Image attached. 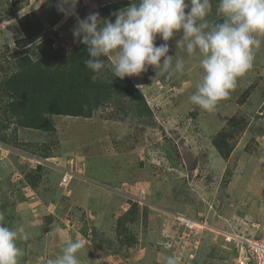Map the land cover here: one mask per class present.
Wrapping results in <instances>:
<instances>
[{"label":"rangeland","instance_id":"374dc122","mask_svg":"<svg viewBox=\"0 0 264 264\" xmlns=\"http://www.w3.org/2000/svg\"><path fill=\"white\" fill-rule=\"evenodd\" d=\"M123 1L80 0L66 18L60 0H0V212L29 234L19 242L20 264H46L77 238L82 264H166L169 255L177 264H235L225 237L264 233V37L253 67L211 113L189 101L203 72L199 58L178 48L179 36L168 55L185 61L183 73L156 77L149 67L127 77L146 111L112 85L89 118L47 115L52 131L22 128L11 112V55L40 59L19 41L24 15L69 61L81 44L72 34L76 17L98 12L114 21L111 14L129 6H118ZM64 172L74 178L61 186ZM180 219L203 228L187 230Z\"/></svg>","mask_w":264,"mask_h":264},{"label":"clouds","instance_id":"9594fccd","mask_svg":"<svg viewBox=\"0 0 264 264\" xmlns=\"http://www.w3.org/2000/svg\"><path fill=\"white\" fill-rule=\"evenodd\" d=\"M79 2L60 0L57 11L66 18L75 15ZM212 10V0H130L128 7L111 14L114 21L101 18L98 12L84 19L77 16L72 34L74 42L86 47L90 57L85 61L87 69L100 74L111 61L113 75L121 80L139 76L149 67L155 69L156 77L167 74L171 79L183 73L185 61L168 55V42L179 36L178 48L189 57L199 58L203 72L189 101L211 113L229 97L238 78L253 67L255 52L262 43L260 37H264V0H218L215 11L219 22L208 19ZM157 37L164 43L157 45ZM54 231L63 229L57 225ZM28 239L22 225L9 227L0 212V264H20L23 250L19 242ZM160 244L165 249L173 247L168 241ZM84 248L81 239H70L46 264H82ZM166 264H177L175 255L167 256Z\"/></svg>","mask_w":264,"mask_h":264},{"label":"trees","instance_id":"16d2710c","mask_svg":"<svg viewBox=\"0 0 264 264\" xmlns=\"http://www.w3.org/2000/svg\"><path fill=\"white\" fill-rule=\"evenodd\" d=\"M129 3L130 0H124L118 6ZM20 28L23 37L19 41L24 46H34L40 56L32 62L27 54L22 57L17 53L11 55L18 71L9 78L8 90L14 97L11 112L20 127L52 131L47 115L89 118L103 106L101 101L112 85L118 88L119 96L139 100L142 109L147 110L141 92L127 77L116 78L111 69L102 77V73L94 74L86 68L85 61L90 57L82 43L69 61L59 60L55 54L58 50L53 49L54 42L49 37L40 40V30L33 24L30 14L22 17Z\"/></svg>","mask_w":264,"mask_h":264},{"label":"built area","instance_id":"2783aa9c","mask_svg":"<svg viewBox=\"0 0 264 264\" xmlns=\"http://www.w3.org/2000/svg\"><path fill=\"white\" fill-rule=\"evenodd\" d=\"M74 176V175H73ZM72 173L64 172L61 177V185H65L73 178ZM187 226V230L203 228L190 219H180ZM191 224H194L193 226ZM225 242L232 245L235 264H264V233L260 235H228Z\"/></svg>","mask_w":264,"mask_h":264},{"label":"bare ground","instance_id":"6f19581e","mask_svg":"<svg viewBox=\"0 0 264 264\" xmlns=\"http://www.w3.org/2000/svg\"><path fill=\"white\" fill-rule=\"evenodd\" d=\"M196 222V221H195ZM192 226L194 225V224H191Z\"/></svg>","mask_w":264,"mask_h":264}]
</instances>
